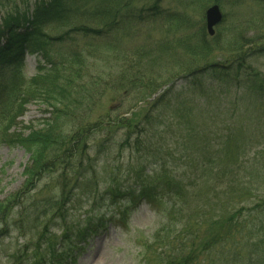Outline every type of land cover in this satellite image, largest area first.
Here are the masks:
<instances>
[{"label":"trees","instance_id":"16d2710c","mask_svg":"<svg viewBox=\"0 0 264 264\" xmlns=\"http://www.w3.org/2000/svg\"><path fill=\"white\" fill-rule=\"evenodd\" d=\"M88 1L41 0L30 14L7 12L0 19V139L22 147L29 155L21 187L0 201V238L9 235V220L20 203L25 205L19 208L12 225L21 238L29 233L30 226L43 224L40 233L9 254L8 264H71L75 262L74 240H85L91 229L95 230L87 223L71 234L65 217L74 188L84 183L86 189L94 184L91 189L94 193L98 190L95 176L86 177L91 163L84 158L92 128L84 123L73 125L97 97L96 77L83 80L82 73L88 71L84 58L101 48L112 49V32L121 23L154 20L162 13L154 4L145 12L121 14V0H96L91 8L82 10ZM80 17H85L84 21H79ZM166 19L184 21L176 14ZM49 25L68 29L52 34L44 29ZM195 35L199 42L192 45ZM75 36L89 42L81 52L73 49L60 57L55 47ZM217 37L207 40L204 27L175 46L157 44L146 53L150 56L148 70L137 69L129 75L132 87H153L149 94L157 92L172 81L154 87L153 74L158 69L150 70L151 63L164 52L171 56L169 51L180 47L187 57L205 58L221 51ZM227 47L231 57L221 62L197 67L190 58V62L180 61V68L187 69L180 72L179 86L172 82L146 103L141 114L113 122L116 129L125 132L121 148L134 151L136 156L128 163L122 180L126 184L113 177L101 197H94L93 205L97 200L108 205L123 201L133 207L168 203L164 209L167 216L172 210H188L191 205L203 207L196 223L198 230L183 237L191 230L184 221L179 230L183 238L173 247L167 236L169 247L162 249L157 264H264V165L257 166V152L247 157L253 148L254 126L239 125L243 117L251 121L247 116L253 118L254 114L256 119L262 113L264 79L254 63L264 56V43L257 34L250 38L240 34ZM27 54L41 59L37 60V73L25 82L21 71ZM186 63L191 65L185 67ZM30 102L45 105L49 115L39 127L18 131L16 119ZM43 178L57 179L59 194L32 198V191ZM54 220L64 224L59 235L48 231L49 221ZM158 235L155 232L150 237L158 242L162 239Z\"/></svg>","mask_w":264,"mask_h":264},{"label":"rangeland","instance_id":"374dc122","mask_svg":"<svg viewBox=\"0 0 264 264\" xmlns=\"http://www.w3.org/2000/svg\"><path fill=\"white\" fill-rule=\"evenodd\" d=\"M38 1L41 0H0V19L7 12L19 15L26 12L30 14ZM95 2L96 0H90L81 6V9L87 10ZM120 3L124 8L121 14H124V11L128 14L137 13L139 10L145 12L154 4L159 6L162 13L154 20L121 23L118 30L113 31L111 35V43H115L111 46L114 49L101 48L84 58L88 71L85 70L82 73L83 80L96 77L97 82L94 87L97 97H94V103L90 105L89 110L77 116L78 119L73 125L84 123L92 128L86 146L87 155H84V158L88 157L91 163V169L87 170L86 177L95 176L98 190L94 193V189H91L94 188V184L86 189L82 183L73 189L74 197L66 205L67 208L70 207L65 217L67 226L72 228L71 234L87 223L93 224L95 229H91L85 240H74L76 246L72 255L75 256V262L71 264H157L158 255L163 252L162 249L169 247L165 242L167 236L171 238V246L175 247L179 238H187L199 228L196 223L199 220L198 215L203 213L202 206L194 208L191 205L190 209L180 212L172 210V214L167 216L164 209L168 203L157 207L141 203L133 207L123 201L108 205L107 202L97 200V204L93 205V202L101 197L103 190L112 184L113 177L119 181L124 180L128 163L134 162L136 156L134 151L121 148L125 132L124 129H116L113 122L117 118L140 113L146 108V103L158 95V92L149 94L153 87L136 89L130 82L131 73L137 69L148 70L147 60L150 56L146 53L162 42L175 46L178 41L182 43L183 39L191 38L204 27L206 31L205 11L213 4L219 6L223 20L214 28L212 37L208 36L206 31V39L210 40L219 36L217 40L220 41L221 51L215 50L205 58H200L198 55L187 57L181 47L169 51L173 53L171 56L167 52L162 53L163 57L151 63L149 68L150 70L158 69L153 74L154 87L167 83L170 79L175 86H179L182 79L180 72L187 69L180 68L179 63L185 59L187 62L192 60V65L201 67L206 63L221 62L223 58L231 57L232 53L228 51L230 47L227 46L236 41L240 34L246 38L257 34V37L261 36L264 43V2L258 0H121ZM169 14H176L184 21L166 19ZM84 18L80 17L79 21H84ZM45 27L44 29L52 34L68 29V26L58 29L50 25ZM88 42L84 37L75 36L69 42L57 45L55 50L60 57H65L73 49L81 52ZM198 42L199 39L195 35L192 45ZM39 58L41 59L34 54L25 56L21 71V77L25 82L37 73L36 65ZM254 64L264 79V56L259 57ZM189 65L191 64L186 63L185 67ZM128 69H130L129 72L123 73V70ZM25 108L24 114L16 119L18 131L28 132L29 126L39 127L42 119L49 115L46 106L40 102H30ZM260 109L262 113L258 118L255 119L254 114H251L253 118L246 115L251 121L243 117L239 122V125L243 127L250 128L251 124L254 126L255 138L251 142L253 148L247 157L257 152L255 155L257 166L264 165V105ZM166 135L171 139L173 137L171 133ZM134 138L133 135L131 141ZM101 142L104 144L102 147L99 145ZM28 157V153L22 147L5 144L0 139V201L21 187L24 179L23 169L28 163ZM174 158L179 157L174 155ZM258 181L256 180V183ZM59 187L57 179L49 181L43 178L37 188L32 191L31 196L32 198H43L50 194L57 196ZM20 204L22 205L14 209L9 220V235L0 238V264H8L9 254L23 245L25 240L43 230V224L40 222L30 226L29 233L25 237L19 236L12 224L18 218L19 208L22 209L25 205V203ZM204 208L208 211L206 206ZM89 217L92 218L87 221ZM184 221L185 224L188 223L191 230L186 236L181 237L179 230ZM63 228L64 224L60 220L49 221L48 231L59 235ZM155 232L162 237L158 242L150 237ZM22 251L21 249L20 252Z\"/></svg>","mask_w":264,"mask_h":264},{"label":"water","instance_id":"95a60500","mask_svg":"<svg viewBox=\"0 0 264 264\" xmlns=\"http://www.w3.org/2000/svg\"><path fill=\"white\" fill-rule=\"evenodd\" d=\"M222 20V13L217 4H213L208 7L205 11V24L206 31L209 35H213L215 31V26L219 24Z\"/></svg>","mask_w":264,"mask_h":264},{"label":"bare ground","instance_id":"6f19581e","mask_svg":"<svg viewBox=\"0 0 264 264\" xmlns=\"http://www.w3.org/2000/svg\"><path fill=\"white\" fill-rule=\"evenodd\" d=\"M208 36L212 37L213 35H208Z\"/></svg>","mask_w":264,"mask_h":264}]
</instances>
